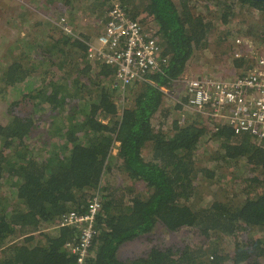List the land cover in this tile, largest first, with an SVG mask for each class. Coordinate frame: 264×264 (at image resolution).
<instances>
[{"label":"trees","instance_id":"1","mask_svg":"<svg viewBox=\"0 0 264 264\" xmlns=\"http://www.w3.org/2000/svg\"><path fill=\"white\" fill-rule=\"evenodd\" d=\"M53 1L76 7L84 0ZM92 1L97 20L113 5ZM119 1L142 27L155 22L169 62L148 81L123 89L115 67L88 56L85 40L67 34L52 46L40 44L37 54L55 69L46 71L36 89L24 84L25 99L12 102L0 120V264H78L66 244L79 230L60 222L70 209L85 212L95 195L103 208L90 264H264V140L237 135L229 126L210 129L197 119L174 120L165 128L172 112L162 107L163 87L171 88L195 49L206 45L213 21L196 12L193 0ZM219 1L226 23L234 14L232 0ZM236 1L259 12L257 33L264 43V0ZM31 68L25 58L14 60L1 70V85L18 88ZM24 100L31 103L28 112L19 108ZM41 109L49 112L36 114ZM208 135V145L216 140L220 146V154L210 156L213 168L196 161ZM241 159L247 173L237 175L240 192L203 205L198 181L212 186L216 169ZM184 227L195 229L200 245L157 243L141 254L122 253L126 244L157 228ZM226 235L233 239L230 250L218 244Z\"/></svg>","mask_w":264,"mask_h":264},{"label":"rangeland","instance_id":"2","mask_svg":"<svg viewBox=\"0 0 264 264\" xmlns=\"http://www.w3.org/2000/svg\"><path fill=\"white\" fill-rule=\"evenodd\" d=\"M57 1L52 0H0V72L6 65L12 63L16 59L24 62L27 59L29 64L32 65L31 74L27 76L18 88L1 85L0 83V120L8 116L7 110L14 101H19L24 98L25 90L24 84L30 85V88L42 84L46 78V71L51 73L52 65L44 61L42 54H37L40 44L42 47L48 44H53L55 39L69 36L78 37L81 40H86L77 33H69L67 30L74 27L76 32L87 35L88 39H92L101 30V20L95 19V10L92 7V0H84L76 2L77 6H55ZM233 15L229 17L228 22L221 19V2L219 0H193L192 6L196 7V12L205 16L206 21H213L212 29L209 33L206 45L204 47L195 49L191 60L189 61L185 75L188 77L196 76H215L217 78L229 79L238 76L245 72L251 63L254 62L252 57H256L261 53V43L258 39V29L262 25V19L257 10L250 9L247 6L240 5L237 1L233 3ZM78 7V8H77ZM156 25L154 21L150 20L146 26ZM35 38V39H34ZM66 40V39H65ZM62 45V43H59ZM33 45L35 47H33ZM60 45V46H61ZM65 49L71 50L69 44ZM27 57V58H26ZM243 59V65L236 66V61ZM56 74V72H55ZM171 95L176 98L182 99L184 92L181 83L174 84L169 88ZM27 91V90H26ZM167 94H170L169 92ZM165 95L163 108H169L171 115L168 124L165 128H170L174 120L184 119V123L195 121L188 110L175 106L176 104L168 95ZM25 99V98H24ZM122 107L123 101L118 100ZM31 103H26L24 100L20 102L24 105V111L28 112L31 108ZM18 108V109H19ZM21 109V108H20ZM48 110L38 111L36 114L48 113ZM46 118L38 119L42 121ZM195 119V118H194ZM157 121V117L154 118ZM46 121V120H44ZM202 124L208 125L204 121ZM158 126V125H156ZM172 128V126H171ZM44 133V130L39 131ZM209 135L204 138V146L199 149L196 155V161L201 165H208L207 167L213 168L216 160L210 158L211 154L219 153V143L215 140L207 144ZM149 146L145 148L144 153L149 157ZM117 153V149L113 150ZM245 159L227 163L223 168L216 169L214 184L209 186L204 180H199V191L204 195L202 204L206 205L215 198H223L224 195L232 196L240 192L241 184L237 182V175L245 176L247 167ZM201 176V175H200ZM203 177V176H201ZM137 187V186H136ZM139 188V187H137ZM138 191V189L136 190ZM261 234H263L261 232ZM195 229L192 227H184L177 232H168L163 228H157L154 232L146 237L132 240L123 248V255L128 253L130 255L141 254L147 250L152 244L170 245L171 243L183 242L197 244L199 240ZM203 239V238H202ZM213 239L215 237L213 236ZM216 240V239H215ZM217 241V240H216ZM233 239L226 235L219 239L218 244L221 248L231 249ZM199 242L197 245H200Z\"/></svg>","mask_w":264,"mask_h":264},{"label":"built area","instance_id":"3","mask_svg":"<svg viewBox=\"0 0 264 264\" xmlns=\"http://www.w3.org/2000/svg\"><path fill=\"white\" fill-rule=\"evenodd\" d=\"M101 20V30L92 39H86L87 53L92 59L115 67V78L125 89L135 81H148V75L162 70L170 56L163 55L162 46L156 36L157 26L142 27L129 18L119 0ZM73 33L71 29L67 30ZM248 69L234 78L215 76L188 77L181 75L174 84L181 83L184 92L182 101L163 87L177 107L188 110L190 116L210 125L215 130L229 126L233 132L250 134L258 141L264 140V46ZM184 124L185 120H178ZM103 204L99 195L90 197L85 212L75 209L67 211L60 226H74L77 238L66 244L76 257L78 264H90L97 220Z\"/></svg>","mask_w":264,"mask_h":264}]
</instances>
